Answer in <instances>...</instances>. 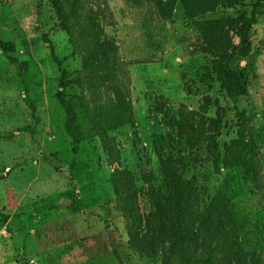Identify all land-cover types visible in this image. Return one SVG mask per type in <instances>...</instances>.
Instances as JSON below:
<instances>
[{
	"label": "rangeland",
	"instance_id": "rangeland-1",
	"mask_svg": "<svg viewBox=\"0 0 264 264\" xmlns=\"http://www.w3.org/2000/svg\"><path fill=\"white\" fill-rule=\"evenodd\" d=\"M201 1L190 14L184 0H0V264H163L131 244L127 201L149 212L160 155L215 193L227 162L218 170L213 153L240 137L261 157L263 187L242 215L264 253L254 230L264 222V0ZM254 9L242 58L232 20ZM219 62L246 65L247 95L232 93L237 76L225 82ZM60 90L76 110L77 152ZM26 192L34 232L13 239L5 217ZM42 242L70 243L57 250L71 258L41 256Z\"/></svg>",
	"mask_w": 264,
	"mask_h": 264
},
{
	"label": "trees",
	"instance_id": "trees-1",
	"mask_svg": "<svg viewBox=\"0 0 264 264\" xmlns=\"http://www.w3.org/2000/svg\"><path fill=\"white\" fill-rule=\"evenodd\" d=\"M184 1L190 14L202 2ZM256 11L254 9L249 15L232 20L239 36L234 54L242 58L250 53L251 29L258 20ZM170 14L165 11L164 17L169 19ZM51 55L64 72L63 62L52 47ZM219 67L225 82L228 75L236 74L237 81L232 87L234 95L248 94L246 65L241 70H234L219 62ZM58 99L67 112L66 129L73 137V150L77 152L81 140L76 110L72 101L66 98L65 90L58 91ZM225 150L224 156L218 151L213 153L218 170H221L219 164L224 158L227 162L226 173L213 194L196 179L186 176L183 160L160 155L163 185L151 187L149 212L141 213L134 206V198H131L133 204L127 201V216L134 223L129 226L133 247L141 253L163 256V264H264V253L251 244L252 229L248 228L251 217L242 215L244 201L251 199L256 195L255 191L263 187L261 157L252 148V141L245 137L227 145ZM5 218L7 220L8 216ZM254 223V230L264 236V222L255 220ZM105 228L109 229V226Z\"/></svg>",
	"mask_w": 264,
	"mask_h": 264
},
{
	"label": "crops",
	"instance_id": "crops-1",
	"mask_svg": "<svg viewBox=\"0 0 264 264\" xmlns=\"http://www.w3.org/2000/svg\"><path fill=\"white\" fill-rule=\"evenodd\" d=\"M33 185V184H32ZM27 192L24 193L22 196H21V202L23 203V210H17V212H13V213H9V217L7 219V227L10 228L11 230V236H13V239H15L16 235H18L20 233V231H26L28 230L30 232V235H32V233L34 232V230L30 227L31 226V223L30 222H27V217H28V213L30 212L31 209L27 208L26 209V203L24 202L25 199L27 198ZM25 205V207H24ZM20 215L22 219H25V221L19 223V222H16V217ZM26 226V228H25ZM1 230V229H0ZM70 242V241H69ZM70 244V243H69ZM68 243H59V244H53L51 246H46L43 242L37 247V250L38 252L40 253L41 256L45 257L48 259V257H51V259L53 261H56V262H62L64 261L65 259H70L71 258V255L66 252H62V250L58 252L57 248L60 247V246H63V245H69ZM53 250H56L57 252H54ZM27 248H25L23 250V254L24 253H27Z\"/></svg>",
	"mask_w": 264,
	"mask_h": 264
}]
</instances>
